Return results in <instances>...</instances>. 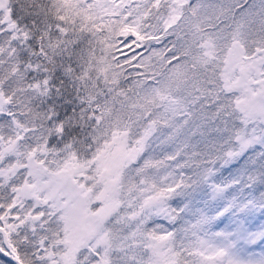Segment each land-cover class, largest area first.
<instances>
[{
  "label": "snow or ice",
  "instance_id": "obj_1",
  "mask_svg": "<svg viewBox=\"0 0 264 264\" xmlns=\"http://www.w3.org/2000/svg\"><path fill=\"white\" fill-rule=\"evenodd\" d=\"M0 264H264V0H0Z\"/></svg>",
  "mask_w": 264,
  "mask_h": 264
},
{
  "label": "trees",
  "instance_id": "obj_2",
  "mask_svg": "<svg viewBox=\"0 0 264 264\" xmlns=\"http://www.w3.org/2000/svg\"><path fill=\"white\" fill-rule=\"evenodd\" d=\"M4 259H9V258H4Z\"/></svg>",
  "mask_w": 264,
  "mask_h": 264
}]
</instances>
